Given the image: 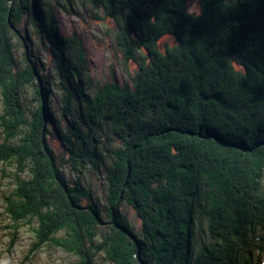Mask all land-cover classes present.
<instances>
[{
  "label": "trees",
  "instance_id": "1",
  "mask_svg": "<svg viewBox=\"0 0 264 264\" xmlns=\"http://www.w3.org/2000/svg\"><path fill=\"white\" fill-rule=\"evenodd\" d=\"M83 1L114 22L124 61L138 65L133 87L114 78L89 93L83 45L54 15L72 0H0V162L17 167L5 208L14 235L32 226L33 251L53 246L75 264L101 251L112 264H264V0H199L191 15L187 0ZM168 34L176 44L159 48ZM50 102L66 120L85 107L84 122L64 128ZM105 124L120 147L104 145ZM88 166L104 168L105 205L81 181ZM200 218L213 243L198 244Z\"/></svg>",
  "mask_w": 264,
  "mask_h": 264
},
{
  "label": "rangeland",
  "instance_id": "2",
  "mask_svg": "<svg viewBox=\"0 0 264 264\" xmlns=\"http://www.w3.org/2000/svg\"><path fill=\"white\" fill-rule=\"evenodd\" d=\"M187 5L191 13H200L199 0H187ZM65 6L72 8V12L57 8L54 11L55 20L59 24V32L64 39L76 38L83 45L87 58L86 83L90 88L89 93L94 95L96 90L111 83L114 78L123 87H133V76L138 65L136 61H131L130 63L124 61L114 38V22L106 18L100 9L93 8L83 0H72V6L68 3ZM175 44L176 38L168 34L160 39L158 46L161 49H165L168 45L172 46ZM34 45L35 48L30 49L29 52L37 48L36 41ZM15 56L17 60H22V48H17ZM40 56L47 73H50L52 68L46 53L43 52ZM32 95V88L27 89L22 95V102L30 111L35 108V104L32 102ZM57 97L61 101L59 93H57ZM61 106L62 104L49 103L50 109L57 114L64 128L72 121L84 122L85 107L77 103L74 107L73 115L66 120L62 117ZM2 114L3 104L0 96V116ZM84 129L88 131V128L85 127ZM4 137L0 127V144L4 142ZM101 139L109 149H115L121 145V141L114 136L109 125L106 124L101 132ZM49 143L58 155H62L63 149L59 141L49 139ZM65 158L67 159V157ZM108 165L110 166V161ZM102 171L104 173V168ZM16 172L17 167L15 164L0 162V261H6L7 264H75L78 261L76 256L53 246H45L38 251H33L36 237L32 226L24 225L14 235V230L11 228V221L6 214L5 208L6 198L15 190ZM64 173L71 183L80 179L78 171L73 168H66ZM103 173L96 171L92 166H88L85 175L81 177V181L105 205L108 184ZM28 178V173L22 175V179ZM262 185L264 186V177ZM124 213L131 221L133 227L138 230L140 222L135 213L128 207L124 208ZM197 239L199 245L214 242V239L209 234L207 221L204 218H200L197 221ZM95 264L112 263L106 258V254L101 251L96 255Z\"/></svg>",
  "mask_w": 264,
  "mask_h": 264
},
{
  "label": "clouds",
  "instance_id": "3",
  "mask_svg": "<svg viewBox=\"0 0 264 264\" xmlns=\"http://www.w3.org/2000/svg\"><path fill=\"white\" fill-rule=\"evenodd\" d=\"M188 15H191L190 10L188 11ZM0 264H7L6 261H0Z\"/></svg>",
  "mask_w": 264,
  "mask_h": 264
}]
</instances>
